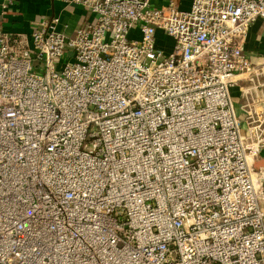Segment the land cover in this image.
<instances>
[{"label":"built area","instance_id":"1","mask_svg":"<svg viewBox=\"0 0 264 264\" xmlns=\"http://www.w3.org/2000/svg\"><path fill=\"white\" fill-rule=\"evenodd\" d=\"M71 1L69 37L0 27V264H264V111L230 93L264 0Z\"/></svg>","mask_w":264,"mask_h":264},{"label":"crops","instance_id":"2","mask_svg":"<svg viewBox=\"0 0 264 264\" xmlns=\"http://www.w3.org/2000/svg\"><path fill=\"white\" fill-rule=\"evenodd\" d=\"M170 0H150L153 6H165ZM180 9H186L190 0H174ZM1 3H11L6 11L0 8V27L4 33L14 35H27L33 24L42 20L58 17L57 29L65 36L72 35L75 28L82 25L91 17L71 0H0ZM244 54L252 66H264V20H257L249 28ZM252 75H240L231 96L236 115L240 118L243 129L245 110L262 113L264 111V81L262 78L250 81ZM253 173L264 178V149L256 158Z\"/></svg>","mask_w":264,"mask_h":264},{"label":"rangeland","instance_id":"3","mask_svg":"<svg viewBox=\"0 0 264 264\" xmlns=\"http://www.w3.org/2000/svg\"><path fill=\"white\" fill-rule=\"evenodd\" d=\"M162 40L163 41L160 43L161 46L167 47L171 43V41L168 38H166V37H163ZM253 177H255V176H253Z\"/></svg>","mask_w":264,"mask_h":264},{"label":"bare ground","instance_id":"4","mask_svg":"<svg viewBox=\"0 0 264 264\" xmlns=\"http://www.w3.org/2000/svg\"><path fill=\"white\" fill-rule=\"evenodd\" d=\"M255 175V174H254Z\"/></svg>","mask_w":264,"mask_h":264}]
</instances>
